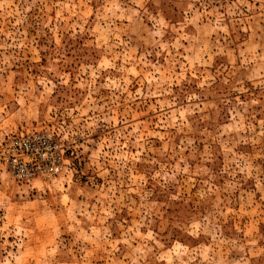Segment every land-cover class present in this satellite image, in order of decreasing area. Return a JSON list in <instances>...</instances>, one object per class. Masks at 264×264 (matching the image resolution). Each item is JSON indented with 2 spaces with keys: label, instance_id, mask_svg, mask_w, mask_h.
Masks as SVG:
<instances>
[{
  "label": "rangeland",
  "instance_id": "374dc122",
  "mask_svg": "<svg viewBox=\"0 0 264 264\" xmlns=\"http://www.w3.org/2000/svg\"><path fill=\"white\" fill-rule=\"evenodd\" d=\"M0 264H264V0H0Z\"/></svg>",
  "mask_w": 264,
  "mask_h": 264
}]
</instances>
